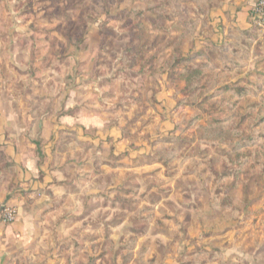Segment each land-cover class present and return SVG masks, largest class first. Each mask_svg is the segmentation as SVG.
<instances>
[{
    "label": "rangeland",
    "instance_id": "rangeland-1",
    "mask_svg": "<svg viewBox=\"0 0 264 264\" xmlns=\"http://www.w3.org/2000/svg\"><path fill=\"white\" fill-rule=\"evenodd\" d=\"M238 1L0 0L7 135L53 128L49 185L25 201L41 212L29 260L264 264L257 0L250 29L204 42ZM81 109L97 127L65 123ZM15 171L0 140V185Z\"/></svg>",
    "mask_w": 264,
    "mask_h": 264
},
{
    "label": "crops",
    "instance_id": "crops-1",
    "mask_svg": "<svg viewBox=\"0 0 264 264\" xmlns=\"http://www.w3.org/2000/svg\"><path fill=\"white\" fill-rule=\"evenodd\" d=\"M254 2L255 0H239L237 4L225 5L216 20L211 18L210 22L215 32L209 40L204 41L205 44H222L231 30L250 29V10ZM236 5H241L242 8L239 9ZM82 110L77 119L68 117L65 123L72 121L76 123L77 121L83 127H88L86 129H93L91 125L97 127V121L84 117ZM3 120L5 123L2 124L0 119V140L7 156L10 155L16 166V179L13 188L9 187V180L0 185V264H41L39 261L29 260V253L32 252L34 244L41 235V228L37 223L41 212H37L35 208L28 210L25 207V201L35 199L32 193L47 188L49 185L46 173L48 164H42L41 160L43 159L42 153L48 154L53 128L44 124L41 129V139L30 141L23 135L22 127L18 128V133L10 132V135H7L10 129H5L4 125L13 123L15 126L17 124L15 120L13 122L12 117ZM41 202L45 204L37 199L33 207L36 204L39 206ZM3 206L15 209L16 220L14 222L5 223L3 221L1 217Z\"/></svg>",
    "mask_w": 264,
    "mask_h": 264
},
{
    "label": "built area",
    "instance_id": "built-area-1",
    "mask_svg": "<svg viewBox=\"0 0 264 264\" xmlns=\"http://www.w3.org/2000/svg\"><path fill=\"white\" fill-rule=\"evenodd\" d=\"M251 22L257 26L264 25V0H257L251 11ZM1 217L5 223H12L16 220L15 209L9 206H3Z\"/></svg>",
    "mask_w": 264,
    "mask_h": 264
},
{
    "label": "trees",
    "instance_id": "trees-1",
    "mask_svg": "<svg viewBox=\"0 0 264 264\" xmlns=\"http://www.w3.org/2000/svg\"><path fill=\"white\" fill-rule=\"evenodd\" d=\"M226 89H228V87H226Z\"/></svg>",
    "mask_w": 264,
    "mask_h": 264
}]
</instances>
